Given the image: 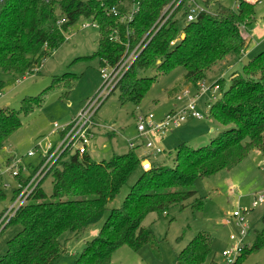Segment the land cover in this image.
I'll use <instances>...</instances> for the list:
<instances>
[{"label":"trees","instance_id":"trees-1","mask_svg":"<svg viewBox=\"0 0 264 264\" xmlns=\"http://www.w3.org/2000/svg\"><path fill=\"white\" fill-rule=\"evenodd\" d=\"M172 1L1 0L0 72L19 76L38 70L80 18L98 24L101 38L94 56L102 66L116 65L127 49L129 52L142 42L140 54L114 90H119L122 103H141L155 80L142 76L146 69L166 72L183 66L185 81L196 84L224 66L226 58L243 55L248 40L242 26L252 23L260 0H240L236 11L221 4L211 9L205 1L207 8L193 21H186L190 0H185L158 29L157 22ZM112 7L118 16L108 13ZM133 8L136 13L129 19ZM61 18L66 19L63 24L58 23ZM2 85L0 81V90ZM213 86L222 95L210 105V114L223 126L222 131L197 148L181 142L171 165L152 162L149 170H143V157L136 148L100 162L93 161L88 152L63 154L49 174L52 194L48 196L39 184L10 219L8 224L17 223L20 230L0 254V264H53L63 252L61 235L70 231L78 236L106 211L104 225L72 264H113L114 252L123 245L139 249L153 243V232L142 225L149 213H164L191 198L199 209L202 200L194 189L198 177L230 170L254 150L264 154V52L252 57L242 72H234L227 89L219 81ZM21 125L18 111L0 108V148ZM139 168L141 173L122 205L110 208ZM29 179L20 175L19 182L26 184ZM17 192L14 189V198ZM263 247L264 220L252 247L228 264H239L248 250ZM211 252L210 237L201 233L178 253L176 264H217L210 259Z\"/></svg>","mask_w":264,"mask_h":264},{"label":"rangeland","instance_id":"rangeland-1","mask_svg":"<svg viewBox=\"0 0 264 264\" xmlns=\"http://www.w3.org/2000/svg\"><path fill=\"white\" fill-rule=\"evenodd\" d=\"M205 1L211 9L221 4L235 11L240 2L197 0L201 8H207ZM254 12L252 23L247 27L242 26L244 35L250 39L245 53L240 57H233L220 71L212 72L196 84H188L184 79L186 71L183 66L166 72L146 69L142 76L154 77L155 80L138 106L132 102L122 103L119 90L114 91L95 115L94 137L88 151L92 160H108L116 154L127 152L131 148L130 144H133L138 154L146 155L151 163L171 165L181 142H186L191 148L209 144L223 129L210 114L209 106L222 95L218 86L213 85L219 81V86L227 89L231 75L242 72L244 65L252 57L264 52V0L256 3ZM87 22L89 20L80 18L71 25L65 33L66 40L63 44L49 52L40 68L33 73L9 76L0 72V81L3 82L0 108L8 106L18 111L22 122L21 127L0 148V215L12 204L14 189L19 184V178L6 170L7 164L11 159H19L20 165L26 168L21 171V176L28 177L33 168L39 166L42 151L49 145L55 147L58 144L60 133L55 130V124L60 131L95 97L103 85L100 72L102 64L94 56L100 43V32L94 26L83 28L82 24ZM183 24L184 21H181V27ZM202 84L206 88L204 92ZM184 90L194 99L197 110L203 115L201 119L187 114L185 122L179 127L168 128L164 135L138 132L136 115L152 114L156 122L162 121L180 105L176 95ZM149 141L161 151L156 152L151 148L147 151L142 143ZM31 151L35 153L29 156ZM140 173L141 168L133 173L110 204V208L122 205L130 186ZM40 186L50 196L53 191L52 176L47 175ZM194 189L197 197L202 200L199 209H195L196 201L191 198L183 204L171 206L164 213H149L142 225L153 232V243L144 244L139 249L123 245L114 252L113 264H176L178 253L201 233L210 237V259L217 264H228L236 258L232 254L229 260L223 256L224 251L237 246L251 248L257 232L263 228L264 203L255 207L252 203L256 194L264 192V154L254 150L230 170H222L208 178L198 177ZM234 211H238L243 217L242 225L233 216ZM108 213L106 211L98 222L90 224L78 236L65 231L60 237L63 252L53 264L74 263L84 250L86 242L98 234ZM242 226L246 229L244 236ZM19 230L20 225L11 223L0 232V254L6 252L8 241ZM239 264H264V247L251 252L248 250Z\"/></svg>","mask_w":264,"mask_h":264},{"label":"built area","instance_id":"built-area-1","mask_svg":"<svg viewBox=\"0 0 264 264\" xmlns=\"http://www.w3.org/2000/svg\"><path fill=\"white\" fill-rule=\"evenodd\" d=\"M183 1L185 0H173L166 7L161 18L157 22L158 29L164 24L167 18L183 3ZM202 10L203 8H201L195 0H190L186 21H193L194 19H196L198 13ZM108 13H113L114 15L118 16L116 7L110 8ZM134 13H136V8H133L131 14H129L127 18L129 17V19H131ZM125 18L126 17H123L122 20ZM65 21V18H61L58 23L63 24ZM88 26L98 27V24L95 21H89L82 24L83 28H86ZM116 37L117 36H115V38ZM141 45L142 42L129 52L127 49L121 60L116 65H103L100 72L102 74L104 82L95 97L89 100L86 103L85 107L81 111H79L67 125L61 127L60 131L59 126L55 124V130L60 133L58 144L55 147H51L49 145L47 149H44L42 151L41 162L34 174L28 175L30 179L26 184L19 182L16 188L18 190L17 196L14 198L12 204L7 207L5 211L0 215V232H2L10 219L15 216L19 208L27 202V200L41 183V181L50 174L53 167L56 165L57 161L63 154L78 153L79 155H83L89 151V145L92 138L94 137L93 127L96 125L95 115L103 102L119 85L126 71L131 67L136 57L140 54L142 50ZM201 89L203 92L206 90L203 84L201 85ZM176 99L181 102L180 105L175 107L160 122H156L152 114L148 115L139 113L138 115H136V119L138 122V132L140 134L150 132L155 135H158L159 133L164 135L168 128L179 127L181 123L185 122L187 114H190L197 119H201L203 117L202 113L197 110L194 104V99L189 96L188 91L184 90L180 95H176ZM142 144V146H144L146 150L151 148L156 152L161 151L158 146L154 145V143L150 141ZM130 147L133 148L135 146L133 144H130ZM34 153V151H31L28 153V155L32 156L34 155ZM142 157V169L149 170L152 167L151 161L148 160L147 156L144 154ZM25 169L26 168H23L20 165L19 159H11V162L7 164L6 170L11 172L15 177L19 178V176L21 175V171H24ZM260 203H264V192L255 195L252 206L255 207ZM233 216L238 220L240 225H242L243 217L240 215V213L238 211H234ZM242 227V235L244 236L246 233V229L244 226ZM245 248V246H237L236 248L234 247L231 250L224 251L223 256L229 258V256L234 254L236 255L235 257H237ZM229 260H231V258H229ZM234 260L229 261L228 263H231Z\"/></svg>","mask_w":264,"mask_h":264},{"label":"crops","instance_id":"crops-1","mask_svg":"<svg viewBox=\"0 0 264 264\" xmlns=\"http://www.w3.org/2000/svg\"><path fill=\"white\" fill-rule=\"evenodd\" d=\"M252 1H255V0H252ZM247 40H248V44H249V42H250V39H247ZM247 47H248V45H247ZM247 47H246V48H247ZM244 53H245V52H244ZM226 61H227L226 63L224 62V63H225V65L229 64V63H230V61H232V58H230V57H229V58H227V60H226ZM225 65H224V66H225ZM224 66H222V67L219 69V71H220V70H221V69H222ZM216 71H217V70H216ZM210 74H211V73H210ZM211 130L213 131V129H211Z\"/></svg>","mask_w":264,"mask_h":264}]
</instances>
